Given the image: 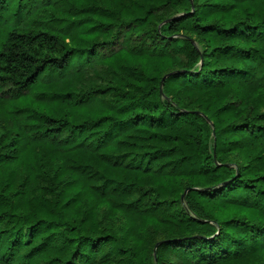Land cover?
Wrapping results in <instances>:
<instances>
[{"label": "trees", "instance_id": "16d2710c", "mask_svg": "<svg viewBox=\"0 0 264 264\" xmlns=\"http://www.w3.org/2000/svg\"><path fill=\"white\" fill-rule=\"evenodd\" d=\"M0 117V264H264V0H0Z\"/></svg>", "mask_w": 264, "mask_h": 264}, {"label": "rangeland", "instance_id": "374dc122", "mask_svg": "<svg viewBox=\"0 0 264 264\" xmlns=\"http://www.w3.org/2000/svg\"><path fill=\"white\" fill-rule=\"evenodd\" d=\"M4 89H5V87H4ZM2 122V118L0 117V123ZM119 223V221H116V224H118Z\"/></svg>", "mask_w": 264, "mask_h": 264}, {"label": "water", "instance_id": "95a60500", "mask_svg": "<svg viewBox=\"0 0 264 264\" xmlns=\"http://www.w3.org/2000/svg\"><path fill=\"white\" fill-rule=\"evenodd\" d=\"M187 190H185V192H186ZM185 192L182 194V196H181V198L183 199L184 198V195H185Z\"/></svg>", "mask_w": 264, "mask_h": 264}]
</instances>
